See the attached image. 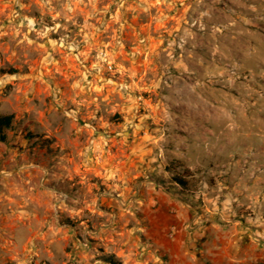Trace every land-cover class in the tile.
Segmentation results:
<instances>
[{"label":"rangeland","instance_id":"374dc122","mask_svg":"<svg viewBox=\"0 0 264 264\" xmlns=\"http://www.w3.org/2000/svg\"><path fill=\"white\" fill-rule=\"evenodd\" d=\"M10 3L11 0H0V58L20 57L25 63L21 68L5 59L7 66L0 68V83L5 76L19 74L22 79L16 82L17 87L34 89L46 105L60 114L76 109L71 100L57 104L67 93L87 96L92 89L105 93V87L117 88L119 95L128 97V105L143 104L133 110L144 119L133 123L147 127H138L134 136L129 135L131 128L124 127L116 140L123 139L128 158L110 159L103 168L97 164L88 175L81 174V162L71 155V149L62 146L57 136L50 134L51 127L45 128L40 121H35L36 127L7 134L6 141L0 142V228H8L5 239L10 246L19 245L20 251L15 259L0 256L4 264H37L38 257L40 264H52L48 253L56 264H108L100 259L103 254H114L120 264H138L135 256L145 245L142 227L146 221L135 207L139 199L147 197L149 189L187 200L199 196L214 201L210 203L211 211L223 208L230 196L250 202L248 196L257 193V188L264 193V78L260 74V65L264 66V44H260L264 40V21L255 20L251 25L240 22L241 16L251 18L247 8L233 0H102L96 4L97 11L89 15L91 9L82 7L81 0H60V4L67 5L63 13L74 16L77 27L56 15L61 10L56 0H51V8L45 0H32L28 8L19 5L29 4V0H16L6 8ZM255 3L264 8V0ZM87 4L88 0H83V5ZM105 4L107 11H99ZM12 11L20 15H10ZM23 16L33 21L31 30L27 21L20 23ZM85 17L91 30L84 26ZM64 25L79 33L74 47L69 46L73 41ZM52 28L55 31L41 35L44 29ZM93 42L84 67L99 60L106 66L100 79L110 84L102 87L96 83L90 89L85 86V80L92 79L89 74L79 79L83 69L78 62L83 57L78 53L85 52L86 45ZM13 86L12 82L5 83L3 94L11 92ZM56 88L59 91L53 94ZM27 95L32 98L31 92ZM92 95L95 97L96 92ZM6 112L7 107L0 105V114ZM70 120L62 118L57 135L77 137L83 145L80 151L88 146L86 141L92 143L95 152L90 155L94 162L116 156V144L98 143L106 139L104 128L90 125L93 130L89 134L79 114L75 127ZM108 123L124 125L125 116L116 111ZM161 136L164 142L152 151L174 154L164 170L170 175L174 169L182 171L178 176L187 181L185 188L173 180L174 176L168 182L170 188L164 187L162 179L158 188L150 182L155 173L143 171L155 166V161L149 165L151 153L146 149L161 143ZM137 137L143 139L132 145ZM203 143L209 144V152H189L186 147H202ZM197 161L199 167L193 168L191 164ZM136 164L139 167L132 171ZM65 169L73 172L71 179L64 177L58 182H67L65 196L78 199L76 209L82 208L93 218L90 229L93 222L96 225L97 234L89 235L87 241L79 235L71 236L74 221L68 199H64L68 212L53 211L57 203L54 197L62 189L53 186L49 172L59 174ZM209 170L217 175H211ZM201 172L205 174L206 188L192 180L193 173ZM218 176L226 177L223 187H218ZM253 183L259 185L246 190ZM233 203L232 200L235 216H247L251 211L246 204L238 209ZM11 214L23 224L9 227ZM29 221L31 229L27 227ZM50 231L63 234L64 239L57 245L62 251L48 245L47 252L41 254L38 249L45 245ZM107 233L111 234L105 240ZM117 239L119 243L114 246L112 241ZM29 246L36 253L30 258Z\"/></svg>","mask_w":264,"mask_h":264},{"label":"clouds","instance_id":"9594fccd","mask_svg":"<svg viewBox=\"0 0 264 264\" xmlns=\"http://www.w3.org/2000/svg\"><path fill=\"white\" fill-rule=\"evenodd\" d=\"M16 0H11V3H15ZM235 4H237L241 8H247L249 10V16L251 18H245L243 16L239 17V21L243 24L251 25L254 23L255 20L264 21V8H260L258 5H256L255 0H233ZM10 4H6V8L11 7ZM32 3V0H29V4H21L19 5L20 8H28L30 4ZM57 5L60 7V11L56 13L57 16H63L65 19L71 22L72 25L77 24L76 19L74 16H69L65 13H63V8L67 7L65 4H60V0H56ZM102 3V0H88L87 5H83V0H81V6L82 7H88L91 9L89 12V15L94 14L96 9V4ZM45 4L47 7L51 8L52 3L51 0H45ZM76 5H73L75 7ZM122 6V5H120ZM107 5L105 4L99 11H107ZM71 11V9H69ZM10 15L16 16L20 15V13L16 11L10 12ZM56 17L53 16V21H55ZM25 21L28 23L29 30H31V24L33 21L28 20L27 16H23L20 20V23L23 24ZM232 22H236L233 20ZM85 27L89 28L91 30V25L87 23V17H85ZM56 27H61V25L57 24ZM64 27L68 28V25H64ZM47 31H55V28L52 29H44L41 35L46 34ZM99 31H103V29H100ZM99 31L97 32V35H99ZM79 33L75 32L74 29L68 28L67 36L70 38L73 43L69 45L70 47H74L76 43L79 41H76L75 37L78 36ZM93 44L86 45V51L83 53H78L83 57L81 61H79L80 68L83 69V72L80 73L79 79L84 80V73L89 74L92 79L91 81L85 80V86L92 89V85L96 83H101V86H105L110 84V81H101L100 75L103 70H105L106 66L102 65L99 60H97L96 63H91L90 67H84V60L88 59V51H90L91 47L94 46ZM5 59H8V62L10 64H13L17 67H23V64L25 61H20V57H16L15 60L9 59L8 57L0 58V68L6 67L5 65ZM100 59H103L101 57ZM19 61V63H17ZM95 69V71H93ZM22 77L17 74L15 77L12 76H5L3 77V83H0V105H5L7 107V116L13 117L12 119V125L13 127L10 131L8 129L3 128V120L0 119V133L7 131V134L9 136L12 135L14 131L19 129L20 131H23L25 127H36L35 121H40L41 124L44 125L45 128L51 127V135L57 136V140L62 144L64 147H68L71 149V155L77 159V161L81 162L82 169L81 174L82 175H88L90 172H94L96 169V165L99 164L101 168H103V163L107 162L110 159H114L117 161H122L124 159H127L128 157L125 156V152L127 151V147L124 146L123 139L116 140V137L120 135V131H123L124 127H129L132 129V133L129 135L134 136L136 129L139 127L141 129L146 128V125H137L133 123V120L140 119L143 120L144 117H140L137 115V113L133 110L135 107H143V104L136 105H128L126 103L127 96H121L119 95V89L117 88H108L105 87V93H100L97 89H92L87 96L81 95L79 92L75 93L73 95L72 93H67L63 95L62 99L57 101V104L63 105L66 100H71L75 105L76 109L75 111H67L62 114L54 112L51 105H46L44 103V99L42 96H38V94L34 91L32 88H22L17 87L16 82L20 81ZM13 83V89L11 92H9L7 95L3 94L4 84L5 83ZM124 87L125 85H121ZM130 87V86H129ZM59 89H53V94L55 92H58ZM28 92L32 93V98L30 99L27 95ZM92 92H96V96L93 97ZM116 93V94H113ZM79 97V99H77ZM139 99V98H138ZM38 100L39 102H35ZM119 111L121 114L125 116V123L124 125H116V124H110L108 123L109 118L113 115L114 112ZM41 113H47V115H41ZM77 114H79L80 118L83 119L86 123L84 125V130H86L89 134L93 130L90 125H95L97 129L104 128V136L106 139H101L98 143H107L111 141L112 143L117 145L118 151L116 153L115 157L109 156L104 158V161H95L93 159V156L90 155V153L95 152V148L93 147L92 143L86 141L88 143V146L86 148H83V151H80V149L83 147V145L79 142V139L77 137H74L72 134L64 135L61 137L60 135H57V132L59 128L61 127V121L63 117H70V123L72 127H75V121L77 119ZM187 123H190L189 121H186ZM119 129V131H117ZM112 132L115 133V136H109L108 134ZM19 137L17 136V140ZM137 139H143L141 137H137L136 139H133L131 141L132 145L136 144ZM161 143H153L151 148H147L146 151L151 153V160L148 162L149 165H151L152 161H155V166L148 167L144 169L143 171H147L149 173H155V176L150 181L151 183L157 184V187H160L159 181L162 179L165 181L164 187L170 188L171 185L168 183L171 180V176H178L182 175V171L178 169H174L171 173L166 172L164 170V166L166 163H170L173 153L164 151V152H154L152 151V148L159 149L161 147V144L164 142V138L160 137ZM2 147V145H0ZM189 152L192 151H199L203 153H207L210 151V147L208 143H203V146L201 147L200 144L196 145H187ZM77 152H79V157H77ZM63 159V157H62ZM134 159V156H133ZM91 167L88 169H84L83 166ZM191 166L193 168L199 167V161L192 163ZM61 168H63V165H60ZM139 167V164L133 165L131 170L135 171V169ZM209 173L211 175H217L215 172H212L209 170ZM142 174V173H137ZM73 175V172L71 169H65L64 172H61L57 174L55 171L49 172L48 179L53 182V186L62 189L60 191L59 196H55L54 199H56L57 203L53 207V211H62V212H68L70 209L67 205L64 203V199H68L71 203V212H72V219L74 221V227L71 230V236L75 237L77 235L81 236L84 241H87V238L89 235L97 234L95 232L96 225L93 222L91 224L90 229V221L93 220L92 217H89L83 209H76V205L78 203V199H72L71 195L65 196V192L69 190V186L67 182L65 181L63 184H60L61 180H63L64 177H67L68 179H71ZM204 173L201 172L199 175L196 173H193V183H196L198 180L200 183V186L202 188H206L207 186L203 184V177ZM218 179V187H223V180L226 179V177H217ZM213 191H217V189H213ZM260 196V199L257 200L256 196ZM63 197V198H62ZM234 197H229L227 200H225L223 208L215 209L213 208V211H218L220 213V219H225L226 216H234L236 213L233 211L232 207V200ZM248 200L250 203L246 204L247 209H250L251 211L247 215L246 223L248 225H255L257 227H260L262 232H264V193L257 192L255 194L250 193L248 196ZM208 203H214V201H208ZM236 207L239 209L242 207L241 201H236ZM25 220H28V217H24ZM238 223L241 224L243 227L244 221H239ZM23 224V221L17 220L15 214H11L9 216V227ZM29 229L32 228V222L29 221V224L27 225ZM246 231V229H244ZM35 231H39V228H35ZM8 234V228H0V241H3V250L0 251V256L15 259L17 254L20 251L19 245L10 246V241L5 239V236ZM30 234V232H29ZM111 233H107L105 235V240H107V236ZM261 233H257L259 236ZM64 239L63 234L57 235L56 231H50L46 234V243L43 245L38 251H40L41 254L47 252V246L51 245L55 250L62 251V248H58L57 245L59 242H61ZM119 243V239L112 241V244L115 246ZM29 258L31 255H36L35 252L32 251V247L29 246L28 248ZM131 253H129L128 259H131ZM47 259L52 261V264H56V261L53 259L51 253H48ZM0 264H4L3 260H0ZM37 264H40L39 257L37 258Z\"/></svg>","mask_w":264,"mask_h":264},{"label":"crops","instance_id":"0c3cea01","mask_svg":"<svg viewBox=\"0 0 264 264\" xmlns=\"http://www.w3.org/2000/svg\"><path fill=\"white\" fill-rule=\"evenodd\" d=\"M261 43L264 44L263 39ZM260 74L264 78L263 65H260ZM255 184L256 187L259 185L249 184L246 190H252ZM237 200L241 205L250 203L235 198V206ZM208 201L211 200L199 196L191 200L177 198L161 190L149 189L147 197L139 199L135 207L146 221L142 227L145 245L140 246L142 252L136 254V262L264 264V232L261 228L248 225L246 215L226 216L221 220L218 211L210 210ZM242 220L243 227L238 223ZM257 233L261 234L258 236Z\"/></svg>","mask_w":264,"mask_h":264},{"label":"trees","instance_id":"16d2710c","mask_svg":"<svg viewBox=\"0 0 264 264\" xmlns=\"http://www.w3.org/2000/svg\"><path fill=\"white\" fill-rule=\"evenodd\" d=\"M0 119L3 120V128L11 130L14 127V125H12L13 117L7 116L6 114H0ZM6 139L7 131L0 133V142H5ZM173 180L181 187L185 188L187 186V181L184 176H174ZM100 259L108 264H120V261L114 254H103Z\"/></svg>","mask_w":264,"mask_h":264}]
</instances>
